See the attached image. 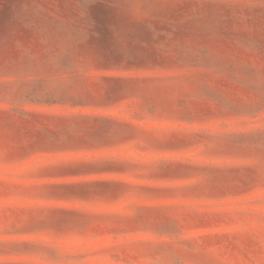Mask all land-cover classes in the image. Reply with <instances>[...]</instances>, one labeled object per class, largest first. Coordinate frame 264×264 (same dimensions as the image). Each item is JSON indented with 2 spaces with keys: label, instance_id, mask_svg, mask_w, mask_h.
Returning a JSON list of instances; mask_svg holds the SVG:
<instances>
[{
  "label": "rangeland",
  "instance_id": "obj_1",
  "mask_svg": "<svg viewBox=\"0 0 264 264\" xmlns=\"http://www.w3.org/2000/svg\"><path fill=\"white\" fill-rule=\"evenodd\" d=\"M0 264H264V0H0Z\"/></svg>",
  "mask_w": 264,
  "mask_h": 264
}]
</instances>
